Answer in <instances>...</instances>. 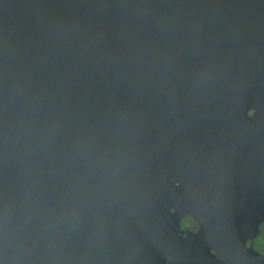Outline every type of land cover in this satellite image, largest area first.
Here are the masks:
<instances>
[{"label": "water", "instance_id": "water-1", "mask_svg": "<svg viewBox=\"0 0 264 264\" xmlns=\"http://www.w3.org/2000/svg\"><path fill=\"white\" fill-rule=\"evenodd\" d=\"M263 225L264 0H0V264H264Z\"/></svg>", "mask_w": 264, "mask_h": 264}, {"label": "flooded vegetation", "instance_id": "flooded-vegetation-1", "mask_svg": "<svg viewBox=\"0 0 264 264\" xmlns=\"http://www.w3.org/2000/svg\"><path fill=\"white\" fill-rule=\"evenodd\" d=\"M181 226H182L181 233L183 235L188 231H196L198 229V223L189 215L182 219ZM263 246H264V225H263L262 233L256 237L254 242V247L258 251L262 250Z\"/></svg>", "mask_w": 264, "mask_h": 264}, {"label": "trees", "instance_id": "trees-1", "mask_svg": "<svg viewBox=\"0 0 264 264\" xmlns=\"http://www.w3.org/2000/svg\"><path fill=\"white\" fill-rule=\"evenodd\" d=\"M260 251H262L264 253V246H263L262 250H260Z\"/></svg>", "mask_w": 264, "mask_h": 264}, {"label": "rangeland", "instance_id": "rangeland-1", "mask_svg": "<svg viewBox=\"0 0 264 264\" xmlns=\"http://www.w3.org/2000/svg\"><path fill=\"white\" fill-rule=\"evenodd\" d=\"M263 237V236H262Z\"/></svg>", "mask_w": 264, "mask_h": 264}]
</instances>
